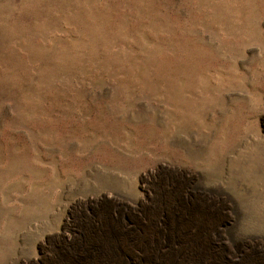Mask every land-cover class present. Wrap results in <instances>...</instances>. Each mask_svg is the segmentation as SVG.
Listing matches in <instances>:
<instances>
[{
  "label": "rangeland",
  "instance_id": "1",
  "mask_svg": "<svg viewBox=\"0 0 264 264\" xmlns=\"http://www.w3.org/2000/svg\"><path fill=\"white\" fill-rule=\"evenodd\" d=\"M0 264H264V0H0Z\"/></svg>",
  "mask_w": 264,
  "mask_h": 264
}]
</instances>
